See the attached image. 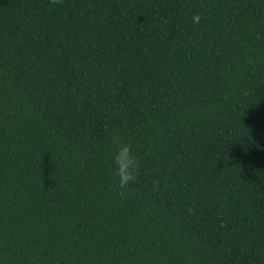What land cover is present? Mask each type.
<instances>
[{
    "label": "trees",
    "instance_id": "1",
    "mask_svg": "<svg viewBox=\"0 0 264 264\" xmlns=\"http://www.w3.org/2000/svg\"><path fill=\"white\" fill-rule=\"evenodd\" d=\"M0 264H264V0H0Z\"/></svg>",
    "mask_w": 264,
    "mask_h": 264
},
{
    "label": "clouds",
    "instance_id": "2",
    "mask_svg": "<svg viewBox=\"0 0 264 264\" xmlns=\"http://www.w3.org/2000/svg\"><path fill=\"white\" fill-rule=\"evenodd\" d=\"M194 20L198 21L199 17H194ZM114 162L119 192L123 196L135 187L139 176V164L130 149L119 150Z\"/></svg>",
    "mask_w": 264,
    "mask_h": 264
}]
</instances>
